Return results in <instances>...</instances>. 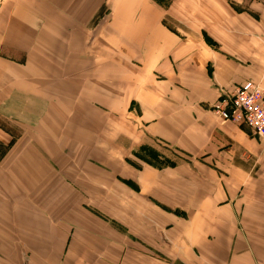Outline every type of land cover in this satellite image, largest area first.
Returning a JSON list of instances; mask_svg holds the SVG:
<instances>
[{"label":"crops","instance_id":"1","mask_svg":"<svg viewBox=\"0 0 264 264\" xmlns=\"http://www.w3.org/2000/svg\"><path fill=\"white\" fill-rule=\"evenodd\" d=\"M169 4L0 0V49L14 52L0 55L7 264H140L127 259L135 240L111 223L139 220L152 197L188 213L167 264H264V138L212 110L239 85L264 84V0H198L197 19L180 4L197 43L167 25ZM146 147L181 175L152 166ZM193 161L209 164L197 167L208 187L188 183ZM163 174L188 190L172 200Z\"/></svg>","mask_w":264,"mask_h":264},{"label":"rangeland","instance_id":"2","mask_svg":"<svg viewBox=\"0 0 264 264\" xmlns=\"http://www.w3.org/2000/svg\"><path fill=\"white\" fill-rule=\"evenodd\" d=\"M163 1L168 7L171 5V4H169L171 0H163ZM177 3H178V10L177 11L175 10L173 15L167 14V16L165 18L166 23L171 28V30L173 29L174 32H177V34L180 37H183V38L186 37L188 39H190L192 37L193 40H190L191 41L190 43H197V39L191 33V31H190L191 29H189V26L185 23H182V15H181V11L179 9V5L184 3L185 6L183 4H182V6L184 7L183 11L186 12V15H191L192 19H193V17L195 19H197L196 13H197L198 0H190V1L189 0H186V1L177 0ZM208 4L212 6L211 1H208ZM171 11L172 10H170L169 13H171ZM191 18H190V20H192ZM192 26H196V20H195V23L192 22ZM203 36H204V40L206 43H210L211 46H214L213 43H215V41L211 37H209L205 33V31H203ZM9 53L14 54V52L11 51V49L10 50L9 49H0V55H3V54L7 55ZM11 54H9V55H11ZM18 55H19V58L22 57L21 54H18ZM254 82L259 84L260 87L264 88V84L262 83V81H258V82L254 81ZM228 93H230V92H228ZM222 96L223 95H221V97ZM221 97H220V99H221ZM220 99H219V101H220ZM215 105L212 108L213 112L218 117L222 118L220 116V113H221L220 109L216 108ZM223 120L224 121H231L235 124H238L241 126H246V127L250 128L247 124H241L237 121H233L232 119L231 120L230 119L229 120L223 119ZM254 134L257 135L255 132H254ZM257 136H259V135H257ZM260 138H264V137H260ZM143 150L145 151L144 153H146V155L148 156L146 159L151 160V162H152L151 165L155 166L156 168H160L159 169L160 171H164L165 169H168V168H173V169L177 168L178 169L180 167V165L178 163H174L173 161H171L170 157H166L168 160L165 161V158H162L161 155H159L157 152L153 151L151 148L149 149L148 147H146V148H143ZM5 151H6V145H4L0 142V156ZM149 155L151 156L150 158H149ZM133 157H134V155L131 157V159H133ZM131 159H128V161H127L129 164H131L132 166L138 167V168L141 167ZM199 160L201 163L204 162L203 159H201V158H199L197 161H199ZM197 161H193V163L190 164V166H193V164L195 165L193 167L195 168L196 172L191 176V178H187L188 183L194 184L196 181L200 180L201 183H203L204 185H206V187H208L207 181L204 178V176L208 177V175L204 174L203 172H200V171L198 172L197 167L200 166L202 169L207 171L209 168V164L205 163L204 165H198ZM185 166H187V162L185 163ZM177 173H178V175H181L180 169L177 170ZM174 175H176V174H174ZM75 176H77V174L75 172L71 173L69 171L64 170L63 171V179H64L63 182L64 183L69 182L72 184H76L77 179ZM169 177L170 176H166L164 174L161 176V178L163 180H167V181H169L168 180ZM126 182L131 184V185L135 184L134 181L126 180ZM170 183H172V184L169 186L168 189H166V191L172 200H177V198L181 197L183 189L188 190L187 186L180 183V177H178V176H175L174 179H172ZM32 194H33V196H35L33 198L35 200L38 197V193L35 192ZM51 194H52L51 192H46V196L44 197V195H43L41 198L44 197V200H46L47 202H52L54 200V197L51 196ZM93 195L97 196L96 193H93ZM100 197H101V195H100ZM171 202L172 201L165 202V201L160 200V198L157 199V198L152 197L151 202H149V204L147 203L148 204L147 206L143 205L142 208L139 209V212H141L140 213L141 218L138 217L139 220L135 219L136 221L132 220V221H128V223H127V222H122V221L117 222L116 218L113 219L115 222L111 223L112 226L119 231L127 233V238H132L136 242V244H133V245H131V243H130V245H131L130 247H129V245H127L128 246L127 247V253L130 252L127 255V259H130L131 261L136 259V261L140 262V264H167V263L171 262V259L169 260L168 257L166 256V250L165 249L171 250L175 245H177L179 243V242H177L176 236L179 234V232L181 230L182 219H185L188 216V213H187V211H185V209H183L181 207H176ZM149 205H151V206H149ZM56 208L54 209V207L52 205L50 206L51 210L49 208H45V210L48 211L46 213V215L47 216L53 215L54 211H57ZM120 210H129L127 212L128 215H129V212H133L132 211L133 209H130L129 207H125V208L120 209ZM31 212H32V210H31ZM107 214L110 215L111 213L107 212ZM137 214H138V210L136 209V215ZM173 218L176 220L175 224L172 223ZM132 232L133 233H135V232L141 233L142 236H140V238H133ZM127 243H128V241H127ZM29 258H30V256H29ZM0 262L3 264H7L9 262V260L3 256H0ZM9 264H14L12 259H11ZM24 264H28V258H26V257H25Z\"/></svg>","mask_w":264,"mask_h":264},{"label":"built area","instance_id":"3","mask_svg":"<svg viewBox=\"0 0 264 264\" xmlns=\"http://www.w3.org/2000/svg\"><path fill=\"white\" fill-rule=\"evenodd\" d=\"M215 106L223 119L247 124L264 137V88L259 84L247 81L233 92L224 93Z\"/></svg>","mask_w":264,"mask_h":264}]
</instances>
